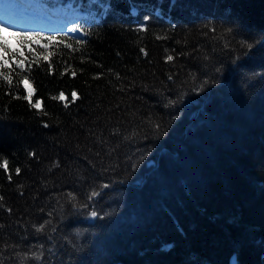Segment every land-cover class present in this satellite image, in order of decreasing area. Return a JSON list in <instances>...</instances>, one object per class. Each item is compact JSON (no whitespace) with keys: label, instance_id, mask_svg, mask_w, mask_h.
<instances>
[{"label":"trees","instance_id":"obj_1","mask_svg":"<svg viewBox=\"0 0 264 264\" xmlns=\"http://www.w3.org/2000/svg\"><path fill=\"white\" fill-rule=\"evenodd\" d=\"M43 1L86 12L0 37V264H264V0Z\"/></svg>","mask_w":264,"mask_h":264},{"label":"rangeland","instance_id":"obj_2","mask_svg":"<svg viewBox=\"0 0 264 264\" xmlns=\"http://www.w3.org/2000/svg\"><path fill=\"white\" fill-rule=\"evenodd\" d=\"M85 12L83 6L70 3L50 6L43 0H0V23L8 28L0 37L16 32H63Z\"/></svg>","mask_w":264,"mask_h":264},{"label":"snow or ice","instance_id":"obj_3","mask_svg":"<svg viewBox=\"0 0 264 264\" xmlns=\"http://www.w3.org/2000/svg\"><path fill=\"white\" fill-rule=\"evenodd\" d=\"M7 30H8V28L5 26V24H4V23H0V33L4 32V31H7ZM13 34L15 35V33H13ZM20 35H22V36L24 37V39H27V40L34 39L33 34H30V33H22V34H20ZM50 39H52V38H50ZM37 42H38V41H37ZM0 43H4V42H3L2 40H0ZM45 47H47V45H45ZM20 55L23 56V52H20ZM45 59H47V57H45ZM167 59H168L169 61H171V60L173 59V57H172L171 55H169V56L167 57ZM0 60H2L5 64L8 63L7 60H4V57H3L2 54H0ZM21 66L23 67V61H21ZM75 75H76V73H75V72H72V76L74 77ZM6 79H7V77H6ZM23 83H24L25 88L28 90V94L24 97V99L27 100V101H29V102H31V101H32V96H33V90H32V88H31V87L29 86V84H28L27 77L24 78ZM71 95H72V97H73L74 99H75V98H78V97H77V93H76L75 91H73ZM52 99L64 100V99H65V96H64V94L61 92L58 96H56V97H52ZM65 106H67V105H65ZM32 107H33V108H37V109H39V108L41 107V102H40V101H37L36 103L32 104ZM45 126H47V125H45ZM33 155H34V154H33ZM8 167H9V161H8L7 158H4V159L2 160V162H0V168H2V169H4L5 171H7V170H8ZM20 171H21L20 168H16V169H15V173H16V174H19ZM7 178H8L9 180H11V179H12L11 174H9ZM105 187H107V186L105 185ZM96 195H97L96 192H93V193H92V196H96ZM0 200H3V197H0ZM91 216H92V217H96V216H97V212H95V211L91 212Z\"/></svg>","mask_w":264,"mask_h":264},{"label":"bare ground","instance_id":"obj_4","mask_svg":"<svg viewBox=\"0 0 264 264\" xmlns=\"http://www.w3.org/2000/svg\"><path fill=\"white\" fill-rule=\"evenodd\" d=\"M58 13H59V11L56 12V14H58ZM67 15H68V17H71L72 13L71 12L70 13L68 12Z\"/></svg>","mask_w":264,"mask_h":264}]
</instances>
